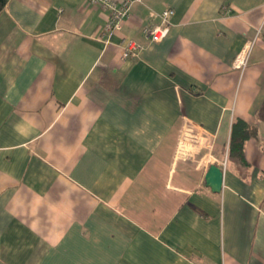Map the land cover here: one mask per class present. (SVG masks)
Wrapping results in <instances>:
<instances>
[{
	"label": "crops",
	"instance_id": "1",
	"mask_svg": "<svg viewBox=\"0 0 264 264\" xmlns=\"http://www.w3.org/2000/svg\"><path fill=\"white\" fill-rule=\"evenodd\" d=\"M106 19L88 0L0 10V264H264V0H141L107 44ZM235 118L246 164L227 156Z\"/></svg>",
	"mask_w": 264,
	"mask_h": 264
},
{
	"label": "built area",
	"instance_id": "2",
	"mask_svg": "<svg viewBox=\"0 0 264 264\" xmlns=\"http://www.w3.org/2000/svg\"><path fill=\"white\" fill-rule=\"evenodd\" d=\"M141 0H88L91 5L98 6L107 12V19L102 25L100 38L104 39L107 44L110 42V35L121 29L122 23L129 17L131 7L134 3ZM172 9H164L160 12L153 10L149 11L151 19L157 18L158 21L154 23H147L140 28L141 35L150 43L159 42L167 33L170 25L169 17L172 14ZM256 36L246 41L241 50L236 54L232 67L242 72L247 63L248 57L252 46L254 45ZM122 52L121 57L127 58L129 56L137 55L143 48V44L133 38L122 36L119 43ZM185 133L190 138L191 145L194 147L200 137H204L205 132L201 131L198 127L187 125ZM185 141V142H184ZM178 152L180 155L185 156L187 152V140L183 139L179 142ZM218 166L224 171L226 168V161L218 162Z\"/></svg>",
	"mask_w": 264,
	"mask_h": 264
},
{
	"label": "trees",
	"instance_id": "3",
	"mask_svg": "<svg viewBox=\"0 0 264 264\" xmlns=\"http://www.w3.org/2000/svg\"><path fill=\"white\" fill-rule=\"evenodd\" d=\"M7 0H0V10ZM259 113L264 117V101L260 106ZM254 133V129L243 119L235 118L231 125L230 138L228 144V158H232L240 164H246L244 158V144Z\"/></svg>",
	"mask_w": 264,
	"mask_h": 264
},
{
	"label": "water",
	"instance_id": "4",
	"mask_svg": "<svg viewBox=\"0 0 264 264\" xmlns=\"http://www.w3.org/2000/svg\"><path fill=\"white\" fill-rule=\"evenodd\" d=\"M223 171L215 163H210L204 174V184L212 191L218 192L222 187Z\"/></svg>",
	"mask_w": 264,
	"mask_h": 264
},
{
	"label": "rangeland",
	"instance_id": "5",
	"mask_svg": "<svg viewBox=\"0 0 264 264\" xmlns=\"http://www.w3.org/2000/svg\"><path fill=\"white\" fill-rule=\"evenodd\" d=\"M192 148V147H191ZM193 149V148H192ZM193 151V150H192Z\"/></svg>",
	"mask_w": 264,
	"mask_h": 264
}]
</instances>
